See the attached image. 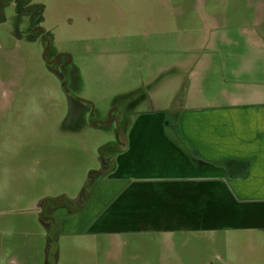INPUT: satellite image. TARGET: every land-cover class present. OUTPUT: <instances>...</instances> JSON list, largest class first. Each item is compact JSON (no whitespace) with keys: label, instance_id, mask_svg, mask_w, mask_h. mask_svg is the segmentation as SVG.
Returning a JSON list of instances; mask_svg holds the SVG:
<instances>
[{"label":"rangeland","instance_id":"obj_1","mask_svg":"<svg viewBox=\"0 0 264 264\" xmlns=\"http://www.w3.org/2000/svg\"><path fill=\"white\" fill-rule=\"evenodd\" d=\"M17 4L0 0V264H264L259 230L184 234L168 251L127 235L114 256L86 221L63 223L137 112H178L195 58L264 36V0Z\"/></svg>","mask_w":264,"mask_h":264},{"label":"crops","instance_id":"obj_2","mask_svg":"<svg viewBox=\"0 0 264 264\" xmlns=\"http://www.w3.org/2000/svg\"><path fill=\"white\" fill-rule=\"evenodd\" d=\"M245 38L240 52L190 63L177 113L143 110L125 124L64 224L86 221L114 256L127 235L168 251L184 234H264V36L248 29Z\"/></svg>","mask_w":264,"mask_h":264},{"label":"trees","instance_id":"obj_3","mask_svg":"<svg viewBox=\"0 0 264 264\" xmlns=\"http://www.w3.org/2000/svg\"><path fill=\"white\" fill-rule=\"evenodd\" d=\"M18 1V4H17V10H19V11H21L23 8H22V6H23V4H25V2H27V0H17ZM40 8H41V6H39ZM39 17H40V9L38 10V12L35 14V15H33V17H32V21H38V19H39Z\"/></svg>","mask_w":264,"mask_h":264},{"label":"flooded vegetation","instance_id":"obj_4","mask_svg":"<svg viewBox=\"0 0 264 264\" xmlns=\"http://www.w3.org/2000/svg\"><path fill=\"white\" fill-rule=\"evenodd\" d=\"M24 9V10H23ZM21 11H19V14H21V13H24V11H26V9L25 8H23ZM24 14H26V13H24ZM31 20V26H35L36 27V22L35 21H32V19H30ZM81 201V200H80ZM79 201V202H80ZM82 202V201H81Z\"/></svg>","mask_w":264,"mask_h":264}]
</instances>
